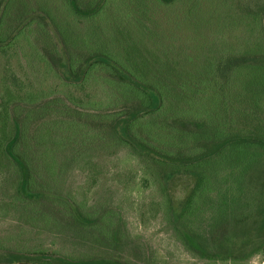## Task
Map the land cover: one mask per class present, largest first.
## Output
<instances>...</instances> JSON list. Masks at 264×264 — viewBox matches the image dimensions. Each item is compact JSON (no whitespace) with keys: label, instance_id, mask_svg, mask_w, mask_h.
Listing matches in <instances>:
<instances>
[{"label":"rangeland","instance_id":"374dc122","mask_svg":"<svg viewBox=\"0 0 264 264\" xmlns=\"http://www.w3.org/2000/svg\"><path fill=\"white\" fill-rule=\"evenodd\" d=\"M95 1L78 3L88 9ZM258 1L103 0L81 17L66 0H0V264H264L263 249L243 261L221 260L184 241V232L209 233L237 183L264 190V148L231 147L167 187L163 166L115 132V120L139 102L124 97V67L162 80L175 97L186 92L178 85L197 84L199 68L235 51L243 59L216 72L222 119L201 123L207 134L220 127L227 135L264 138V89L248 84L264 54ZM176 106L173 98L164 112ZM169 116L136 131L165 147L167 132L189 123ZM14 117L22 131L18 151L44 194L40 200L20 194L19 170L4 154L3 133L13 132ZM201 171L207 182L198 204L177 213L172 200L178 205L197 189Z\"/></svg>","mask_w":264,"mask_h":264},{"label":"trees","instance_id":"16d2710c","mask_svg":"<svg viewBox=\"0 0 264 264\" xmlns=\"http://www.w3.org/2000/svg\"><path fill=\"white\" fill-rule=\"evenodd\" d=\"M78 1L66 0L74 13L81 17H90L89 13H95L99 8L98 4H102L103 0L93 2L96 3V6L88 9H81ZM162 1L170 3L174 0ZM256 5V11L261 13L258 18L264 20V0H259ZM250 8L252 9V7ZM228 53L230 57H225L227 60L214 64L210 68H199L200 71L192 76L197 84L192 83L191 86L178 85L182 91L186 92H182L183 95L176 93L175 97H172V93L163 88L164 84L161 86L162 80L149 77L142 70L124 67V97L129 94L130 98V95L134 94L139 102L134 108L124 111V117L115 120V132L124 139V143L130 146L136 154L163 166L167 187L176 175L195 173V170H199L203 164L213 161L231 147L242 150L243 146L255 144L264 148V138L262 137L227 135L220 127L213 128V131L207 134L208 126L201 123L202 120L215 122L216 118L219 121L222 119L221 115L225 109L223 108L222 95L214 91V89L217 90L216 72H226L236 62L243 59V56L238 55L235 51H228ZM252 69L253 75L248 80L249 82L247 81L248 84L252 83L250 87L253 88L256 85V87L264 89V54L253 65ZM166 81L168 80L166 79ZM221 88L220 92L228 97V93L223 87ZM173 98L174 101H177V108L164 112L163 107L167 102L173 101ZM8 109L7 102H4V111L9 112ZM166 113L170 114L169 118L172 121L176 120L177 117L180 120L189 121V123L184 126L181 123L183 128L174 127L170 132H167L165 147L161 148L142 138V135L136 130L137 127L144 128L148 127L149 124L158 126V115L163 116ZM7 122L8 117L6 116L3 125H6ZM13 122L12 133L7 134L3 128L4 136L1 144L4 154L13 161L19 170L20 194L26 199L40 200L44 194L38 190L29 166L18 151L22 133L21 126L16 118ZM164 124L167 125V123ZM205 136L209 138L201 144L200 141ZM190 144L193 146L190 147ZM247 162L248 160L243 164L245 165ZM199 174L200 177L196 174L197 189H193L191 194L180 201L178 205L172 200V209L176 206L177 213L179 211L181 214L186 211L190 212L198 204L201 192L199 189L201 186L203 189L207 182L205 172L201 171ZM248 178L247 175L246 179ZM199 179H201V183ZM237 185L234 197L220 209L206 236L184 232V241L189 248L215 259L238 261L251 258L260 253L261 249L264 251V190L257 191L252 188L248 180L237 183ZM260 189H264V185ZM75 216L81 221L88 222V219L79 211L75 213Z\"/></svg>","mask_w":264,"mask_h":264},{"label":"water","instance_id":"95a60500","mask_svg":"<svg viewBox=\"0 0 264 264\" xmlns=\"http://www.w3.org/2000/svg\"><path fill=\"white\" fill-rule=\"evenodd\" d=\"M20 264H28V263H20Z\"/></svg>","mask_w":264,"mask_h":264}]
</instances>
